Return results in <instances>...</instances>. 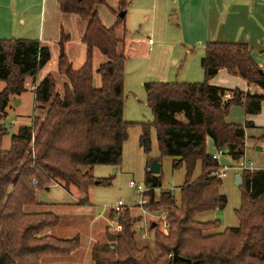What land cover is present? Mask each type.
I'll list each match as a JSON object with an SVG mask.
<instances>
[{"label": "trees", "instance_id": "16d2710c", "mask_svg": "<svg viewBox=\"0 0 264 264\" xmlns=\"http://www.w3.org/2000/svg\"><path fill=\"white\" fill-rule=\"evenodd\" d=\"M59 4L63 13L88 22L83 37L87 56L80 68H74L66 51L71 35L63 31L59 41L63 92L58 91L59 80L52 74L36 80L51 60L48 46L36 39H0V81L6 83L0 92V264H41L45 257H67L81 247L79 236L59 238L48 232L60 224L57 214L29 208L40 204L38 191L52 181L67 189L76 186L86 196L82 202H87L90 187L104 181L81 167L119 166L129 130L138 125L124 117L126 15L108 27L97 9L99 4L108 5L107 0H59ZM129 6L130 0H119L118 13L127 12ZM95 49L107 57L96 73ZM253 53L247 43L210 41L202 58L204 82L145 84L155 123L139 124L140 145L151 153L155 126L162 154L173 157L176 168L186 164L187 180L178 193L162 190L157 199L163 178L148 169L145 181L153 190L146 207L168 213L169 230L161 231L159 223L151 226L155 248L140 247L134 229L137 219L129 212L118 213L119 227H108L107 242L92 249L94 264H264V169L241 173L239 227L218 231L220 221L196 219L228 204L227 196L220 193L223 179L210 175L219 161L208 152V138L231 161H241L246 155L247 128L253 123H230L227 118L234 105H243L247 114H259L264 102V94L217 87L210 81L227 69L264 90V73ZM96 74L100 85L95 84ZM28 78L35 80L36 109L45 115L22 126L13 135L11 148L5 150L3 140L9 128L1 121L13 98L27 90ZM230 92L233 98H227ZM199 162L202 175L193 179Z\"/></svg>", "mask_w": 264, "mask_h": 264}, {"label": "rangeland", "instance_id": "374dc122", "mask_svg": "<svg viewBox=\"0 0 264 264\" xmlns=\"http://www.w3.org/2000/svg\"><path fill=\"white\" fill-rule=\"evenodd\" d=\"M45 6V38H39L41 29L40 14L28 15L29 24L25 27L19 26L18 20L15 21V37L1 38L11 40L17 39H36L48 46L51 51V60L40 71L37 82H41L50 74L58 80V91L63 92L65 82L64 76L59 73V57L61 53L58 36H52V30L57 31L60 25L66 27L72 34V40L68 41L66 51L74 68H80L87 56V46L79 39L83 28L88 24L79 16L66 14L61 11L58 0H36ZM6 0H0V3ZM108 5L99 4L97 6L99 16L104 25L113 26L120 13L118 10L119 0H108ZM41 10L39 9V12ZM67 17H73L68 18ZM198 8L190 5V0H130V6L126 14L127 39L125 64V109L124 117L128 122L138 124L129 130V139L126 141L123 150V161L119 166L96 165L81 167L83 172L90 171L94 177L103 180L104 183L93 184L88 193V201L83 203L86 198L76 186L70 188V192L65 184L53 185L51 182L50 190L41 189L37 193L38 201L53 205V211L60 217V234L67 235L66 238L79 236L81 247L79 259L84 264L93 261L92 241L98 243L107 242V228L105 232L102 228L111 210L122 201L127 207L123 215L127 212L133 219H137L134 229L137 231V241L140 247L150 246L155 248V232L151 231L153 222L159 223L161 231L164 232L161 215L152 207L140 205L141 195L131 186V181L146 186V172L151 167V163L157 160L161 164L163 186L157 189L155 198H160L162 190L180 191L187 180V167L183 164L176 168L174 158L163 155L158 142L156 127H152V151L146 153L140 145V138L143 134L140 123H155V114L148 102L146 83L150 82H204L205 72L202 67V58L206 54L208 41L199 43L198 37ZM44 24V23H43ZM153 28V29H152ZM44 35V31H43ZM153 37L154 44L149 43V38ZM44 38V39H43ZM153 44V45H152ZM264 42L254 50V60L261 65L264 64ZM107 60V57L98 49L94 51V70L95 73L99 66ZM264 69L263 67H261ZM101 79L96 74L95 84L100 85ZM33 78L27 79V90L20 96L13 98L5 111L2 123L8 128V134L4 137L3 148L8 150L12 146V137L18 134L22 126L31 125L33 119L45 113L37 110ZM6 87V83L0 81V92ZM22 101V103H21ZM181 118H183L181 116ZM236 124H246V110L241 104L232 106L227 118ZM248 133H264L261 128H249ZM259 135L258 139L250 137L246 140L247 157L254 162L256 169H264V138ZM261 138V139H260ZM208 152L213 154L217 148L213 146L211 140L207 141ZM224 162V161H223ZM232 161L230 160V164ZM225 163V162H224ZM202 175V164L199 162L195 169L193 179ZM236 171L231 170L223 178L220 193L227 196L228 204L224 209H216L199 214L198 221H220L221 227L218 231L227 228L239 227L240 219L237 211L242 207L243 191L237 185ZM149 195V203L151 202ZM148 203V204H149ZM55 204V205H54ZM39 204L29 209L36 211L42 209ZM45 210V209H44ZM112 229L119 227L118 223L111 219ZM118 221V220H117ZM143 232H148L144 236ZM105 236V237H104ZM96 245V244H95ZM52 257L53 256H48Z\"/></svg>", "mask_w": 264, "mask_h": 264}, {"label": "crops", "instance_id": "0c3cea01", "mask_svg": "<svg viewBox=\"0 0 264 264\" xmlns=\"http://www.w3.org/2000/svg\"><path fill=\"white\" fill-rule=\"evenodd\" d=\"M190 5H192L193 8H198L199 19L197 24L198 29L200 28V31H198V37L200 38L199 43L203 44L207 41L243 42L249 44L255 50L257 49L258 45H262V43L264 42V0H190ZM39 9L41 10L40 12ZM118 9L119 2L118 8L114 10ZM30 14H40V16L36 15V17L42 18L39 38L42 39V36H44L45 38L46 13L43 3L41 4V2H37L36 0H6V2L0 3V39L15 37V33H18L20 29L15 32L14 18L15 21L18 20L19 26L25 27L30 22L29 18L27 17ZM68 18L70 20V18L73 17H67L66 19L68 20ZM68 29L66 27H63V25H60V29L57 31L58 34H56V30H52L51 35L55 37L58 36V40L60 41L62 33L63 31H65L66 33L71 35V39L69 40L71 41L72 34L70 31H68ZM86 29L87 26L83 28L81 36L79 37V39H82V41ZM42 42L44 43V41ZM151 42L154 44V39L152 36L149 38V43ZM261 54H264V50L261 51ZM263 65L264 64L261 63L260 66L263 67ZM210 83L213 86L227 88L230 90L240 89L244 93L251 92L253 94H264V90L260 86L249 83L238 74L230 73L227 69H222L219 74L210 81ZM227 121L230 123H234L229 121L228 119ZM246 121H250L253 123L250 128L264 129V102L262 105L261 113H246ZM248 129L249 128H247L248 139L250 137L254 139H258V137H260L259 135L261 133H248ZM261 135L264 137V133ZM209 140H211L213 146H215L213 139L209 138ZM223 161L225 163H229L230 159L226 158ZM238 175L239 173H236L235 178H237ZM53 185L59 184L55 183ZM53 185L49 186L50 189ZM67 190L70 192V189ZM39 203L44 207H41L42 209L36 210L35 212H54L52 210L54 208L53 205L46 204L45 206V203H41L40 201ZM112 215H115V217H113ZM111 219H114L116 222L118 220V212L115 210V207L107 216L104 226H102L104 232L105 229L111 225ZM59 226L60 225L48 230V232L59 238L68 237L67 235L60 234V228H58ZM97 241L98 240L91 242V250L93 249L95 244L98 243ZM79 249L67 257H45L42 260L41 264H84L83 261L79 259ZM90 264H94V262Z\"/></svg>", "mask_w": 264, "mask_h": 264}, {"label": "built area", "instance_id": "2783aa9c", "mask_svg": "<svg viewBox=\"0 0 264 264\" xmlns=\"http://www.w3.org/2000/svg\"><path fill=\"white\" fill-rule=\"evenodd\" d=\"M227 98H233L234 94L233 93H228ZM214 159L219 161V167L211 172V177H216V178H221L223 179L224 177L227 176L228 172L231 170H235L236 173L241 174L244 171H249V170H255L256 166L253 161L248 159L247 155L239 161V162H231L230 164H226L223 162L224 159L228 158L226 155V151L223 148L217 149L215 153L212 154ZM37 183V181H35ZM131 186L134 187L137 192L141 195L140 199V205H146L149 203V192L152 191L153 189L148 187L147 185H141L137 184L135 181H131ZM127 207H125L124 203L120 201L116 206L115 210L118 213L123 212ZM162 222H163V227L165 231H168L170 228V223L168 221V213L163 212L161 215ZM144 236H148V232L144 233Z\"/></svg>", "mask_w": 264, "mask_h": 264}, {"label": "water", "instance_id": "95a60500", "mask_svg": "<svg viewBox=\"0 0 264 264\" xmlns=\"http://www.w3.org/2000/svg\"><path fill=\"white\" fill-rule=\"evenodd\" d=\"M126 14H127V12H121V13H120V17H124ZM262 73H264V70H263V69H262ZM149 170H150V172H151L152 174H154V175H159V174L161 173V164H160L157 160H155V161L152 163V165H151V167H150ZM236 182H237V185H238L239 187H241V186L244 184V177H243L241 174H239V175L237 176V178H236ZM47 189L49 190L50 187H47ZM156 226H157V223L154 222L153 225H152V227L155 228ZM175 257H176V258H179V255H178L177 252L175 253Z\"/></svg>", "mask_w": 264, "mask_h": 264}]
</instances>
